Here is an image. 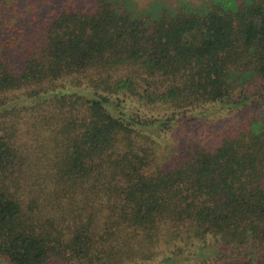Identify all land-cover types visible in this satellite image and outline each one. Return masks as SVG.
I'll list each match as a JSON object with an SVG mask.
<instances>
[{
  "label": "trees",
  "instance_id": "trees-1",
  "mask_svg": "<svg viewBox=\"0 0 264 264\" xmlns=\"http://www.w3.org/2000/svg\"><path fill=\"white\" fill-rule=\"evenodd\" d=\"M0 0V264H264V0Z\"/></svg>",
  "mask_w": 264,
  "mask_h": 264
},
{
  "label": "rangeland",
  "instance_id": "rangeland-1",
  "mask_svg": "<svg viewBox=\"0 0 264 264\" xmlns=\"http://www.w3.org/2000/svg\"><path fill=\"white\" fill-rule=\"evenodd\" d=\"M135 1L138 4L137 7L143 8L146 7L151 0H135ZM164 1L175 5L179 0H164ZM187 1H189L191 4L199 5L202 4L203 2H210L211 0H187Z\"/></svg>",
  "mask_w": 264,
  "mask_h": 264
}]
</instances>
